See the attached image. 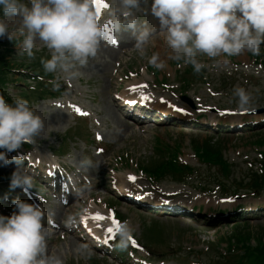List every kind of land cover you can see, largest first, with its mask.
<instances>
[{
  "label": "rangeland",
  "instance_id": "374dc122",
  "mask_svg": "<svg viewBox=\"0 0 264 264\" xmlns=\"http://www.w3.org/2000/svg\"><path fill=\"white\" fill-rule=\"evenodd\" d=\"M116 1L119 3V0ZM112 2L114 3V0ZM143 13L155 19L150 14V0H143L141 6L133 10L137 18V30H140L144 24L141 19ZM0 18L5 19L9 30L13 33L12 40L7 36L0 37L1 42H7L13 50L12 54L5 52L6 57L3 60L9 61L13 71L12 75L9 71L10 82L0 91V95L9 102L16 97L28 100L30 107L44 122V127L36 137L35 143L30 146L25 144L20 149L18 156L20 165L13 164L24 170L32 178V183L33 181L37 183L41 177L42 173L38 166L48 168L47 158L55 155L60 161L70 166V174H73L75 179L71 184V190L77 188V183L84 182V176L76 175L72 169L78 170V167H84L85 174L92 177L93 172L98 173L97 170L103 166L105 168L101 167L97 174L96 188L99 185L112 187L115 181L122 183L125 180L124 182L128 183V177L133 176L136 179L135 183L137 181L139 183L137 185L128 183L131 188H142L147 192V196H150L149 189L155 181L158 182L156 180L158 176L151 174L145 168L153 169L161 162L164 163L169 152H176L177 148V152L183 151V154L178 156V161L192 165L196 173L181 183L175 182L172 176H169L165 178L167 180L159 183L160 187H164L167 191L182 190L184 191L182 194H174L172 199L179 197L191 199L196 204L213 205L214 208L211 211L217 214L207 220L197 218L200 216L195 214L183 215L180 212H173L166 207L163 210L166 212L156 211L154 214V209L131 208L125 201L122 202L109 195L112 200L108 201V204L115 206L119 215H124L123 226H127L134 236L141 242L144 241L154 253L151 255L147 249L135 245L136 252L131 255L128 245H118L119 239H113L112 247L115 252L110 256L105 255V258H102V252L96 251L97 254L93 255L90 250L93 257L78 258L75 247L77 248L83 242L76 239L77 243H75L72 239L68 242L56 243V246L61 247L63 251H59L58 255L66 257V250L70 248L72 264H132L143 258L154 262L161 261L162 264H225V258L224 260L221 258L222 254L225 250H229L231 244L239 240L252 253L260 252L264 243V191L255 193L250 189L253 183L257 186L263 184L262 175L254 174L251 170L261 166L259 158L261 152L264 153V67L256 65L251 53L245 52L239 56L222 54L215 58L199 54L197 59L207 67L203 70L206 74L193 78L187 92L182 93L180 80L186 76L185 70L189 64L181 67L176 60L170 58L171 49L167 45L164 33L156 35L160 28L156 25L158 21L155 19L149 23L153 34L145 47V55L141 56L134 48L135 42L126 43L121 49L126 50L131 44L132 48L123 52L127 55L119 59L118 64H113V67L102 65L99 70L94 64L92 66L90 61L87 65L78 66L75 69L79 72L77 77L66 79L64 73L45 72L41 59L49 58L50 52L39 41L33 49V57H28L20 50L23 37L18 39L19 18L3 17L2 13ZM261 51L264 52V44L261 45ZM98 53L101 54L103 51L98 49ZM153 53H159L160 59L166 65L163 69L157 68L158 72L154 71V66L148 63ZM123 59L127 61L122 62ZM161 73L165 77L164 83L158 84L156 78H160L158 75ZM56 77H59L58 82L61 85L58 90H54L53 85L49 83ZM38 78H42L43 81H38ZM142 80L151 82L152 86H158L161 96L172 97L173 100L183 103L193 114L213 113L210 116H219L221 125L226 123L238 125L245 123L246 120H257L260 124L257 128L237 127L240 132L235 130L223 132L222 127L226 125H211V128L206 129L184 127L178 122L168 125L160 124L161 122L156 123L155 119L146 120L143 124L132 123L129 118L120 115L115 95L117 93L120 96L127 95L130 81H137L140 85ZM62 82L64 90L60 96L54 95V91L59 92L62 89ZM236 87H243L251 96L250 104L244 110L239 108L238 97L233 94ZM140 95L151 98L147 91ZM76 106L82 107L87 117L81 119L80 116L84 115L74 109ZM231 108L237 109L233 111V115H226ZM169 115V118L176 116L175 113H169ZM227 117H235V119L224 122ZM112 118L115 120H111ZM114 123L122 124V131L124 125L129 126L130 130H125L127 135L124 138L122 131L113 134L106 126ZM157 139L163 142L161 148L157 147ZM210 140L213 142L210 149L215 151L222 149L226 160L231 164L229 176L223 175L218 166H205L199 162L195 146L197 144L202 146L204 142L207 143ZM100 151L104 153L95 156L96 152ZM15 154L10 153V155ZM126 160L131 165L124 167L122 163ZM105 161L107 164L104 163ZM114 166L117 167L115 171L111 170ZM140 169H143L148 176ZM13 171L14 169L8 166L0 167V180L10 177ZM68 178L70 179L71 175ZM58 182L60 184L58 188L38 183V187L34 188L33 192L36 195L48 196L49 200L50 193L54 195V192L60 190L65 184V181ZM7 184L9 183L0 182L2 188H6ZM220 184H225L228 192L220 195L215 191L220 190ZM240 185L242 188L239 187ZM196 186H204L205 190L200 192ZM87 188L95 190L91 186ZM80 189L81 187L77 191ZM19 190L22 189L0 191V214L11 215L14 208L13 201L17 197L31 202L27 195H23ZM234 190L238 194H234ZM160 195L172 196L167 193ZM94 196L101 197L104 194L97 192ZM35 202L37 203L36 200ZM239 207L245 208V211L233 213L232 209ZM51 212L56 211L52 209ZM58 215L64 220L67 216L64 212ZM229 215L234 217L228 219ZM153 217L165 218V220H156ZM200 219L207 221L201 222ZM52 237L53 239L50 240L52 242L60 238L58 232L53 233ZM47 246L49 249L48 241ZM63 256L61 258L66 263L67 260ZM241 259L242 254L238 261ZM253 259V254L251 257L248 255L245 257L249 263ZM262 262L263 257L261 260L258 259L257 264Z\"/></svg>",
  "mask_w": 264,
  "mask_h": 264
},
{
  "label": "clouds",
  "instance_id": "9594fccd",
  "mask_svg": "<svg viewBox=\"0 0 264 264\" xmlns=\"http://www.w3.org/2000/svg\"><path fill=\"white\" fill-rule=\"evenodd\" d=\"M142 2L119 0L113 17L117 29L132 32L134 48L141 56L153 34L149 27L137 30L133 10ZM0 13L19 18L20 50L33 57L39 41L50 52L49 58L41 59L45 72L64 73L66 79L79 75L75 69L96 55L103 37L95 0H0ZM150 14L165 35L170 58L182 62L178 64L181 67L192 65L195 72L205 67L197 59L199 54L215 58L249 52L258 56L264 44V0H150ZM4 36L13 39L9 25L0 18V37ZM148 63L158 69L166 66L159 53H153ZM58 81L59 77L49 81L54 90L61 87ZM233 94L240 109L249 106L251 96L246 89L236 87ZM43 127L28 100L16 97L9 102L0 95V167L13 162L20 165V149L35 143ZM9 188L28 193L32 178L18 166L10 176ZM13 205L11 215L0 214V264H64L61 256L48 251L42 207L19 197ZM78 215L68 213L65 225L73 226ZM120 235L123 245L129 236L127 226H122ZM76 251L91 256L86 244L78 245Z\"/></svg>",
  "mask_w": 264,
  "mask_h": 264
},
{
  "label": "bare ground",
  "instance_id": "6f19581e",
  "mask_svg": "<svg viewBox=\"0 0 264 264\" xmlns=\"http://www.w3.org/2000/svg\"><path fill=\"white\" fill-rule=\"evenodd\" d=\"M149 14V13H148ZM151 21H153V18H151L149 21L147 20L146 22H144V24H143V26H142V28L141 29H143V27H149V28H151L150 26H149V23L151 22ZM108 29H111L110 27L108 28ZM154 29H156V28H154ZM128 35H129V37H132L133 36V34H132V32H126ZM161 33H163L161 30H159L157 33H156V35H159V34H161ZM122 38V37H121ZM130 48H132V44L126 49V50H128V49H130ZM98 49H100V50H102L103 51V53H101V54H99L98 53V50H97V53H96V55L94 56V57H90L89 58V62L91 61V64L93 65V64H95L96 65V67L100 70L101 68H102V65H107L108 67H113L112 66V63L115 61V60H117L118 59V56H117V53L116 52H118L119 50L118 49H112V48H104L103 47V45H99V47H98ZM126 50H120L119 51V53H123V52H125ZM127 60L126 59H123L122 60V62H126ZM110 64V65H109ZM105 69H103V71H104ZM139 84H141L142 85V83H139ZM150 85V88L151 89H153L154 87L151 85V84H149ZM135 86V87H134ZM128 90L130 91V93H128L127 95H125V97L124 96H122L123 98H124V100H128V101H133V100H138V103H141L142 105H148V103H144V100H147V99H149V98H147V97H142L141 95H139L141 92H142V90H141V86L140 85H138V82L137 81H130V84L128 85ZM128 95H132L133 97L131 98V99H128ZM140 98V99H139ZM142 99H144V100H142ZM154 103V106H153V108H155V109H158V108H160L161 110H162V112L163 113H165V111L167 112V113H169V112H171L169 109H173V110H177L178 112H180V113H182V112H184L185 111V109L184 108H182L181 106H179V105H177V103L175 102V101H170V102H168V101H154L153 102ZM148 107H150V106H148ZM152 107V106H151ZM179 109H183V111H180ZM116 110V112H117V108L115 109ZM118 111H119V113H120V115H123L122 113H121V111L118 109ZM166 114V113H165ZM176 115H178V114H176ZM184 116H186L185 117V119H188V120H190V117L191 116H193V115H189V114H187V113H185L184 114ZM132 117H135V116H132ZM207 117V116H206ZM212 117V116H211ZM111 120H115V118H112ZM120 120H122L121 118H120ZM218 123H221L220 122V120L218 121ZM136 124H141V123H136ZM193 123H190V125H192ZM110 130H111V132L113 133V134H115V133H118V132H120V131H122V124H118V123H114V124H109V125H106ZM224 126H225V124H224ZM125 130H127V131H129L130 130V128H129V126L126 124V125H124V130L122 131V137L124 138V136L125 135H127V133H126V131ZM97 155V153L95 154V156ZM105 157V156H104ZM104 163H106V161L104 162ZM107 164V163H106ZM101 167H103V166H101ZM99 168L97 171H98V173H99V170L100 169H102V168ZM84 167H80V169L82 170ZM103 168H105V167H103ZM24 172V171H23ZM12 173V172H11ZM77 173L78 174H80L81 172L78 170L77 171ZM97 172H93V175H92V177L94 178V183H97L98 182V177H97V174H98ZM131 177H133V176H131ZM131 177H128V179H127V182L128 183H131V184H138L139 183V181H137V183H135V179L133 180V179H131ZM71 181L72 182H74L73 181V174H71ZM125 181V180H124ZM124 181H122V185H117V187H118V190H119V192H121V194L123 195V196H130V197H133V195H131V191H135L134 189H131V188H128L127 186H129V187H131L128 183H126V182H124ZM163 190H165L164 189V187H163ZM65 192V191H64ZM64 192H61V193H59L58 195H62ZM150 198V197H149ZM148 199V198H147ZM202 207V206H201ZM200 208V207H199ZM208 208V207H207ZM206 208V209H207ZM145 212V211H144ZM63 219V218H62ZM64 220V219H63ZM47 224H50V225H53V226H55V227H57L56 226V223H53V221L52 220H48V222H47ZM87 224H89L88 222H87ZM90 228V230H92V231H94V232H96L99 236H104L105 235V232L103 231V230H101V229H97L98 227H95V228H93V226H89ZM55 232H59V231H52V230H47L46 231V233H47V239L50 241V240H52L53 239V237H52V234L53 233H55ZM48 233H50V234H48ZM55 242H57V241H55ZM104 248V247H103ZM58 253V252H57ZM56 253V254H57Z\"/></svg>",
  "mask_w": 264,
  "mask_h": 264
},
{
  "label": "trees",
  "instance_id": "16d2710c",
  "mask_svg": "<svg viewBox=\"0 0 264 264\" xmlns=\"http://www.w3.org/2000/svg\"><path fill=\"white\" fill-rule=\"evenodd\" d=\"M5 52H11L9 49L6 48V44L0 43V89H4L5 85L10 82L9 77V71H11L10 75H12V65L9 64L8 60H3L6 55ZM199 152V150H198ZM177 152L172 154V157H169L165 160L163 164H160L159 174L165 175L168 172L177 173L178 175H181L187 171V167H182L178 164L177 158H176ZM261 186L264 188V175L262 178ZM262 248L260 249V254L263 257V263H264V243L262 244ZM261 257V259H262Z\"/></svg>",
  "mask_w": 264,
  "mask_h": 264
},
{
  "label": "snow or ice",
  "instance_id": "6c2138e0",
  "mask_svg": "<svg viewBox=\"0 0 264 264\" xmlns=\"http://www.w3.org/2000/svg\"><path fill=\"white\" fill-rule=\"evenodd\" d=\"M95 2L97 3V5H98V7L99 8H101V7H107L108 5L105 3V0H95ZM117 42V40L115 39V38H112V43H116ZM135 87V86H134ZM180 111H183V109H179ZM76 111L77 112H79L80 114H82V115H87V113H84L80 108H76ZM131 179H135V177H131ZM87 219H88V217H85V222H87ZM92 219H96V220H104V219H106V217L104 216V215H102V214H100V213H95L93 216H92ZM112 219L115 221V216H114V214H113V216H112ZM115 223H116V231L117 232H120L121 231V228H122V226L119 224V222L118 221H115ZM113 231V229L112 228H109L108 229V232H112ZM128 239L131 241V243L133 244V245H136V241L132 238V237H128ZM138 246V245H137Z\"/></svg>",
  "mask_w": 264,
  "mask_h": 264
}]
</instances>
